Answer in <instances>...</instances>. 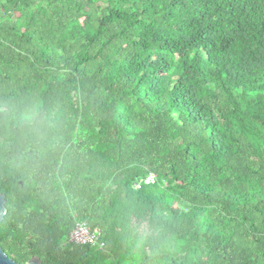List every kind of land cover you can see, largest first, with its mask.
<instances>
[{
	"label": "trees",
	"instance_id": "16d2710c",
	"mask_svg": "<svg viewBox=\"0 0 264 264\" xmlns=\"http://www.w3.org/2000/svg\"><path fill=\"white\" fill-rule=\"evenodd\" d=\"M0 193L17 263L264 264V0H0Z\"/></svg>",
	"mask_w": 264,
	"mask_h": 264
},
{
	"label": "built area",
	"instance_id": "2783aa9c",
	"mask_svg": "<svg viewBox=\"0 0 264 264\" xmlns=\"http://www.w3.org/2000/svg\"><path fill=\"white\" fill-rule=\"evenodd\" d=\"M153 176L144 180L145 183L152 182ZM142 182L137 183L136 187L141 188ZM69 242L79 246L91 245L105 248V242L101 240V232L98 229H92L87 223L79 222L69 235Z\"/></svg>",
	"mask_w": 264,
	"mask_h": 264
},
{
	"label": "water",
	"instance_id": "95a60500",
	"mask_svg": "<svg viewBox=\"0 0 264 264\" xmlns=\"http://www.w3.org/2000/svg\"><path fill=\"white\" fill-rule=\"evenodd\" d=\"M7 196L0 193V225L4 221L7 214ZM0 264H21L11 259L7 253L0 246ZM25 264H43L39 257H33L28 263Z\"/></svg>",
	"mask_w": 264,
	"mask_h": 264
},
{
	"label": "rangeland",
	"instance_id": "374dc122",
	"mask_svg": "<svg viewBox=\"0 0 264 264\" xmlns=\"http://www.w3.org/2000/svg\"><path fill=\"white\" fill-rule=\"evenodd\" d=\"M145 225L141 227V233L145 230Z\"/></svg>",
	"mask_w": 264,
	"mask_h": 264
}]
</instances>
